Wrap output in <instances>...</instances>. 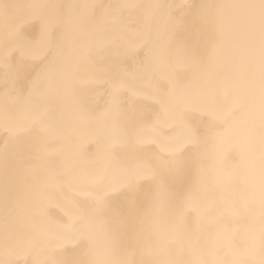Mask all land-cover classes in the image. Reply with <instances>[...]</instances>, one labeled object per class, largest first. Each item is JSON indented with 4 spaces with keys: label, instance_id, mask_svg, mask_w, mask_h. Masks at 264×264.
<instances>
[{
    "label": "bare ground",
    "instance_id": "obj_1",
    "mask_svg": "<svg viewBox=\"0 0 264 264\" xmlns=\"http://www.w3.org/2000/svg\"><path fill=\"white\" fill-rule=\"evenodd\" d=\"M0 264H264L261 0H0Z\"/></svg>",
    "mask_w": 264,
    "mask_h": 264
},
{
    "label": "snow or ice",
    "instance_id": "obj_2",
    "mask_svg": "<svg viewBox=\"0 0 264 264\" xmlns=\"http://www.w3.org/2000/svg\"><path fill=\"white\" fill-rule=\"evenodd\" d=\"M261 7L264 8V0H261ZM181 168L180 161L178 159L163 160L161 161L158 170H153L146 175H150L154 180H157L161 189L166 187L167 181L172 174H178Z\"/></svg>",
    "mask_w": 264,
    "mask_h": 264
}]
</instances>
